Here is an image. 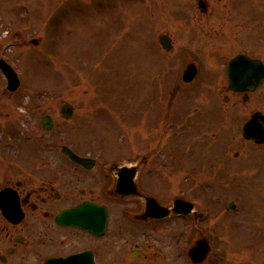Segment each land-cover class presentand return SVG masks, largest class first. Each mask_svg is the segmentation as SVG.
I'll list each match as a JSON object with an SVG mask.
<instances>
[{
    "label": "rangeland",
    "instance_id": "374dc122",
    "mask_svg": "<svg viewBox=\"0 0 264 264\" xmlns=\"http://www.w3.org/2000/svg\"><path fill=\"white\" fill-rule=\"evenodd\" d=\"M206 2L207 10L199 0H0V57L22 79L12 91L0 68V187L11 165L23 163L20 154L40 174V165L64 164L62 151L38 148L67 144L105 158L148 152L126 198L152 195L171 206L182 197L199 215L135 220L140 200L112 203L109 227L126 239L115 249L120 259L264 264V143L242 135L250 115L264 113V83L244 100L227 75L239 52L264 61V0ZM191 62L198 73L187 83ZM64 103L73 105L71 117L62 115ZM45 113L53 129L41 126ZM6 225L0 211V255L12 244ZM25 233L30 243L17 244L12 264H39L55 250L39 228ZM199 238L211 250L194 263L188 251Z\"/></svg>",
    "mask_w": 264,
    "mask_h": 264
},
{
    "label": "flooded vegetation",
    "instance_id": "af4514ba",
    "mask_svg": "<svg viewBox=\"0 0 264 264\" xmlns=\"http://www.w3.org/2000/svg\"><path fill=\"white\" fill-rule=\"evenodd\" d=\"M73 150L79 155L89 156L91 158L89 163L92 161V164L84 165L75 161L62 148H38L36 151H43L44 154L62 151L61 156L64 161L63 165L56 163L49 165L47 169L45 168L47 165H40V172L44 173L40 174L34 171L33 165L24 153L20 154L21 157L17 155L18 160H22L23 163L11 165L8 171L9 179L5 181L4 186L0 187V190L10 188L7 194L2 196V199L6 205L11 204L12 210H18L15 216L22 213L23 218L11 222L4 217L8 223L5 228L6 236L10 238L12 244L5 253L0 255V261L3 264H12L9 262V258L11 255L18 253L17 244L30 243L25 230L29 231L30 229L32 231V229L36 230L37 228L40 229V235L47 242L52 243L53 249H55L48 253L39 264L130 263L128 259H120L122 253L116 252L126 239L124 238V229L116 230L109 227L111 204H122L124 201L131 199L140 200L142 202L141 211L138 209L130 213L132 218L138 219L143 214L145 201L137 197L116 196L114 186L117 180L131 185L132 174L131 172H125L124 167L128 165L135 166L136 169L138 166L141 168L142 165L147 163L151 154L143 152L133 158L131 155L124 158L120 156L105 158L102 154H82L77 152L76 149ZM22 173L25 174L21 177L20 174ZM137 180L139 183L140 171L135 181L137 182ZM84 202L106 206L109 220L108 227L102 234L73 224H60L57 221V216L61 211L81 205ZM117 239L119 240L118 243ZM57 245L59 246L57 247ZM131 252V255L141 254L138 250ZM104 256L109 258L105 259ZM70 257L72 258L66 260H50L51 258Z\"/></svg>",
    "mask_w": 264,
    "mask_h": 264
},
{
    "label": "water",
    "instance_id": "95a60500",
    "mask_svg": "<svg viewBox=\"0 0 264 264\" xmlns=\"http://www.w3.org/2000/svg\"><path fill=\"white\" fill-rule=\"evenodd\" d=\"M199 4L201 7L205 8V3L202 0H199ZM161 42L167 48L171 46V41L168 35L162 36ZM0 65L9 79V88L16 89V87L19 85V79L17 77L16 72L3 59L0 60ZM196 72L197 68L195 64L191 63L186 68L183 77L185 80L190 81L194 78ZM228 76L229 86L231 89L241 92L254 91L264 82V62L259 58H253L247 54H237L229 61ZM247 98L248 94L246 93L244 99L246 100ZM62 113L66 117L71 116L73 114V106L69 103L63 104ZM41 124L43 127L50 129L51 127H53L52 117L48 114L44 115ZM243 134L246 138L253 139L256 142H264V114L262 112H255L251 116V118L244 124ZM64 150L72 158L79 162L86 163L88 161V158L79 156L68 146H64ZM146 200V214L150 217L163 218L170 213L172 208L179 212L188 213L194 211L195 213H197V211L194 210V204L192 202L183 200L181 198L175 199L173 207L161 204L154 196L151 195L147 196ZM93 208L94 207L92 206L86 205L82 206L81 208H75L73 210L67 211V213H64L62 215L63 217H59V221L61 223H74L91 230H96L97 228H104L106 223L105 212H102L99 224L97 222V219H99L97 216L90 218L84 216L87 214L77 216L78 211H86L87 209H90L91 211H96V208H94L95 210ZM4 212L7 216H11L8 210L4 209ZM209 251L210 245L207 238H200L189 249V255L194 262L198 263L202 262L206 258Z\"/></svg>",
    "mask_w": 264,
    "mask_h": 264
}]
</instances>
